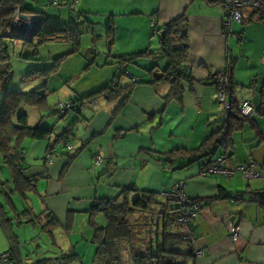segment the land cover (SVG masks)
I'll return each instance as SVG.
<instances>
[{
	"label": "crops",
	"instance_id": "obj_1",
	"mask_svg": "<svg viewBox=\"0 0 264 264\" xmlns=\"http://www.w3.org/2000/svg\"><path fill=\"white\" fill-rule=\"evenodd\" d=\"M72 4L74 15L66 16L67 20L63 19L62 12L58 16L55 12L60 9L68 11L66 6L62 7L65 4L59 7L45 4L44 7L40 3L43 15H35L41 21L44 16L47 17L54 26L64 27L73 22L72 25L79 32V46L75 52L69 53L73 45L64 41L62 43L69 46L58 48L60 51L54 57H49L50 60L67 53L66 57L80 53L83 40L78 28L80 20H83L86 33L91 34V47L87 50L90 62L84 60L83 65L88 63L86 66L91 65L89 68L96 67L98 74L87 82L88 88L85 89L87 84L73 87L68 100L85 96L115 81L118 56L144 51L147 54L136 57L132 64H126L124 69L129 76L119 77L121 87H127L137 80L129 98L122 105V97L112 102L100 99L86 106L81 114L63 117L55 114L52 115L55 118L46 121L42 114H35L34 109L28 108L36 119L33 123L28 117L29 126H35L41 120L43 125L51 128V140L70 129L73 146L67 155H60L50 166L44 167L47 142L30 138L21 142V148L25 151L26 176H37L33 189L40 203L39 211L32 210L33 215H27L28 222L34 228L35 223L40 225L41 231L47 232L52 240L56 234L65 233L64 247L69 253L65 256L74 254L70 259L74 261L73 264H85L78 243L95 245V228L106 224L102 215L94 216L93 222H90L88 211L94 201L106 199L122 203L121 191L128 189L132 190L127 194L129 201H133L138 191H144L157 194L158 202H163L167 199L163 194L179 183L183 185L188 199H198L202 204L198 215L190 221V226L195 238L191 247L202 250L203 255L197 257L192 254L186 259H179L178 263L264 264V200L262 204L251 200L253 193L264 195L263 180H244L243 175L238 173L231 178L222 174L199 176L201 165L224 154L228 157L226 168H235L250 161L261 167L264 163V119L255 118L259 136L247 124L240 132L234 133L233 148L228 152L216 149L211 155L202 157L173 155L199 147L225 121L212 80L225 70L228 63H232V78L236 83L234 99L237 102L248 100L255 109L259 106L263 98L261 93L264 94V24L259 16L251 8H244L242 23L231 21L226 28L225 7L211 0H120L116 6L105 7V13L100 11L102 7L99 5L77 8V2ZM76 12L81 16L77 17ZM179 16H184L187 24L188 52L182 69L187 78L181 79V98L166 102L164 97L170 85L164 80L154 81V78L166 68L167 61L161 54L159 38L152 37L148 30L150 32L152 20L162 27ZM97 17H102L103 21ZM135 17L144 20L139 36H133L137 32L132 27ZM128 34L130 36L127 37ZM109 35H112L111 42ZM55 75L59 76L58 83L49 78L48 92L53 87L52 91L56 90L55 87L65 89L73 79L72 76L63 78L59 68ZM2 94L0 85V103ZM26 109L23 111L27 112ZM53 121L56 122L53 124ZM85 143L87 145L83 146ZM77 149L80 151L69 163L66 172L61 174L68 162V155ZM98 150L102 153L103 161L93 166L92 156ZM3 163L9 173L8 165ZM44 169L46 176L40 177L38 174ZM105 174H109L108 180L105 177L102 179ZM259 176L264 178V173H259ZM244 191L247 192L246 196L239 202L219 197L223 192L229 195ZM158 212L156 208L154 214L135 212L129 216L130 223L139 225L136 226L138 236L146 239L163 230V221L158 218ZM78 218L83 220L80 225L87 230L78 232L77 240L72 242L68 237L75 235L74 225ZM138 220L142 223H137ZM236 224L239 225V235L232 242L230 230ZM146 232L149 233L148 237ZM57 256L50 257L49 262L57 260Z\"/></svg>",
	"mask_w": 264,
	"mask_h": 264
},
{
	"label": "trees",
	"instance_id": "obj_2",
	"mask_svg": "<svg viewBox=\"0 0 264 264\" xmlns=\"http://www.w3.org/2000/svg\"><path fill=\"white\" fill-rule=\"evenodd\" d=\"M211 1L220 2L222 4L221 0ZM60 4L61 3L58 0H51V2H48L46 5L59 7L61 6ZM65 5L68 9H73L72 3L69 2ZM17 9L25 14L43 15L41 11H33L24 7V0H0V67L2 66L0 68V85L3 90L2 101L0 103V155H2V160L8 165L10 174L9 181H6L5 183L0 182V186L6 188V191L2 190L0 193L6 197L8 203H11L9 198L10 195L15 193H18V195L24 198L26 190H33L37 180V176H26L24 150L21 148V142L24 139H44L47 142L45 154L48 151H52L54 154V157L52 158L53 160L57 158L61 149L62 152L63 150L68 151L65 145L71 144L72 136H70V129H66L58 137L51 140V128L43 125L41 120L35 126H29L27 123L28 114L24 112L22 108L28 107L31 109L35 108L37 110H42L48 107L46 102L48 92L46 84L48 78L57 72L64 58L69 53L75 52L77 50L76 47L79 46V32L72 25L73 22L64 27L54 26L49 23L48 18L45 16L44 19L40 21V25L31 40H21L20 36L7 34V32H5L6 38L19 39L22 41L23 47L32 49L33 56L38 54V47L47 42L69 41L73 45V48L69 53L52 58V65L49 64L48 67L33 68L27 71L24 76L25 78H41L43 80L37 88L28 92L8 90L6 85L11 79V71L8 63L9 54L8 47L4 43L5 38H2L1 35L4 33L3 30L6 31L10 28L12 18ZM254 11L264 24V16L258 11ZM152 22H154V25ZM152 22L150 30L151 36L159 38L161 54L167 61L166 68L162 70L159 76L154 78V81L164 80L169 83L170 89L164 97L166 102L178 100L181 98V93L183 91L181 79L187 78L182 70L188 52L186 20L184 16H179L162 27L157 25L155 20H152ZM241 23L242 20L239 24ZM161 31H164L162 37L160 36ZM108 38L111 42L112 35H109ZM145 54H147L146 51L138 54H124L118 56V73L115 81H112L104 87L85 96L75 97L72 100L66 101L70 104V110L68 111H61L58 105V111L56 114L62 117L67 114H81L86 106H89L90 103L100 99H103L106 102H112L122 97V105L129 98L132 86L137 80H133L132 84L127 87H121L118 82L119 77L127 76L126 73L128 72L124 69L126 64H132L136 57ZM24 58L29 59L28 57ZM232 69V63H228L225 70L222 72L223 77L225 78V102L229 105L228 109L225 107V102H220L218 100L217 93V101L221 105L225 115V121L222 126L203 140L199 147L187 151L176 152L177 154L173 155L179 156L187 154L192 157H202L211 155L216 149L228 152L233 148V134L240 132L246 124L254 130L257 136L260 135V131L255 123V118L260 117L264 119V94L260 92L263 98L256 109L250 101L245 100L248 101L255 110L252 117H244L241 115L237 108V104L243 100L237 102L234 99L236 83L232 78ZM218 75L219 74L216 76ZM212 81L216 85V91L218 92V82L214 78ZM86 145L87 143L83 146ZM79 151L80 149H77L73 151L70 156L68 155V162L63 166L61 174L66 172L69 163H71ZM45 154L43 157V164L44 167H47L49 164L45 161ZM216 157H223L225 165L227 164V155L224 154ZM246 164L248 163H241L237 166ZM237 166H235V168ZM261 167L264 168V163ZM235 168L230 167V169ZM38 175L40 177L46 176V169ZM257 176H259V172H257ZM130 191L132 190L123 189L121 191L120 196L123 198L122 203L102 199L94 201L89 209L88 213L91 223L93 222V217L98 213H102L106 219V224L97 226L94 231L93 239L96 245V251L93 256L92 264H122V261L124 260L126 262L127 259L132 264H179L177 262L179 259L191 257L193 254V248L190 243H187L182 239L183 232L182 227L178 222V208L176 201L167 198L163 202H158L157 194L144 191H136L137 196L133 201H129L127 194ZM236 193H241L239 200L241 201L244 199L247 192H235L229 195L223 192L219 197L224 196L232 199ZM209 200L211 201L212 199H208L207 201ZM251 200L261 203V201L264 200V195L253 193ZM192 201L201 203L198 199ZM156 208L159 210L157 213L158 218H161L163 221V230L155 236L153 235V237L151 236L146 239L144 236H138L136 226L128 220L129 216L135 214V212H153L154 214ZM22 214L33 215L32 209L29 208L28 210H23ZM9 220L10 218L6 216L5 211L2 210V206L0 205V224L9 240V249L6 251L14 253L17 264H23L19 257L18 241L16 240V237L8 231L7 223ZM171 227H175V229L173 230ZM148 234L149 233L146 232V236ZM183 247L186 248L185 251H182V249H184ZM73 255H68V259L71 256L73 257ZM33 264H49V260L40 259Z\"/></svg>",
	"mask_w": 264,
	"mask_h": 264
},
{
	"label": "rangeland",
	"instance_id": "obj_3",
	"mask_svg": "<svg viewBox=\"0 0 264 264\" xmlns=\"http://www.w3.org/2000/svg\"><path fill=\"white\" fill-rule=\"evenodd\" d=\"M65 0H60V5L66 4L64 3ZM67 3H74L77 2V8L78 7H85L84 5L90 7H95L99 5L102 7L100 10L101 12L105 13L108 5L116 6L120 0H67ZM48 2H51V0H26L25 1V7H28V9L33 10V11H42L40 7V3L45 7V4ZM66 5H62V7H65ZM55 11L56 15L58 16L59 12L63 13V19L69 18L70 14L72 13V10L68 9V11ZM74 11V10H73ZM65 14V15H64ZM72 15H74L72 13ZM75 15H78L77 17H80L81 15L76 12ZM92 17L93 15L90 14ZM95 17V16H94ZM97 19L102 20V17H97ZM119 22H121L119 17H116ZM78 24L79 31L82 34L83 40H82V49L80 53L77 54H70L69 57H65L64 60L61 62L59 69H60V75L63 78H68L69 76H72L73 79L69 82V84L65 87V89H57L52 91L54 89L51 88L52 90H49L47 92L46 96V102L48 104V107L46 109L42 110H37L34 108L33 112L35 114H42L44 117V120H50V118H55L52 115H55L58 111V105L63 104L68 100V95L69 93L71 94V89L73 87H82L87 84L88 81L94 76H97V68L96 67H91V65L86 66L90 62L89 59H87V50L91 47V34L86 33L85 26L83 24V20H80ZM103 21V20H102ZM143 19H140L138 17H135L132 19L133 25L132 27H135L137 29L136 34L133 36H139L143 28L141 30V25H143L141 22H143ZM154 21V20H153ZM101 22V21H100ZM51 23H53V20H51ZM102 23V22H101ZM150 29V28H149ZM151 31L148 34H150ZM4 35L2 36L4 39L5 45L8 47V54H9V66H10V71H11V79L8 81L6 87L8 90L11 91H18V92H28L34 88H37L41 83L42 80L41 78H25V74L27 71L33 68H42V67H48L49 64L52 65L53 59L50 60L49 57H54L58 51H60L58 48H63V46H69L68 43L63 44L62 42L59 41H51L44 43L40 45L37 49L38 54L36 56H33V50L32 49H27L23 47L22 44V39H11V38H6V33H3ZM151 35V34H150ZM16 36V35H15ZM130 36V34L127 35V37ZM119 46V41L116 42V47ZM63 53V52H62ZM24 57H28L29 59H25ZM34 58V59H33ZM86 60L88 63L83 65V61ZM60 76V78H61ZM50 81H53L54 83H58V75H51ZM48 78V79H49ZM48 81V80H47ZM56 85V84H55ZM47 89L48 85L46 84ZM89 85L87 84L85 86V89L88 88ZM49 93V94H48ZM96 102V101H95ZM26 108H22L24 110ZM20 110V111H22ZM30 109H26V113L28 114L29 121H34L35 116L32 115ZM23 112V111H22ZM56 121H53L52 123L54 124ZM32 124V122H31ZM26 140V139H24ZM73 142V141H72ZM62 150V149H61ZM60 150L59 154L57 155L58 157H61L60 155H67L68 151L63 150V152ZM25 153V151H24ZM63 153V154H61ZM25 156V154H24ZM55 160V159H54ZM53 160V161H54ZM93 161V159H92ZM51 164L47 165L50 166ZM255 169L259 173H264V169L261 168L258 165H255ZM235 173L241 174L240 171H236ZM105 177V180L109 179V174H105L102 179ZM226 177V176H224ZM226 177V178H231ZM263 176H256L252 177L250 179H247L246 177L243 176L244 180H263ZM6 181H9V173L7 172V167L3 163L2 160V155H0V182L5 183ZM6 188H2L0 186V192L2 190H5ZM10 200L11 203H8V200L4 195L0 193V205L2 206V210L5 211V214L10 220L8 221V231L12 235L16 237V240L18 241V249H19V255L21 257L22 263L23 264H33L36 261L40 259H49L54 258L56 255L57 260H53L52 262H49L50 264H73L74 261H70L72 258L65 256L67 253V247H64V238H67L65 233H58L55 235V238L52 240L50 235L47 232H42L40 225H37L35 223V228L33 227L31 222H28V216L23 215V210H28L29 208H32L33 211H39L40 210V203H39V198L38 195L35 193L34 189L33 190H26L25 197L23 198L22 196L18 195V193H15L13 195H10ZM22 212V213H21ZM98 216L102 215V213H98ZM101 216V217H102ZM80 218L75 220V225H74V231L75 235H69V239L72 240V242H75L77 240V234L78 232H85L87 229L86 227L80 225L81 222ZM99 221H102L101 218H99ZM142 223V221H137V223ZM138 226L139 225H135ZM57 243V244H56ZM185 246V245H184ZM78 247L80 251H82V256L85 258V264H92V257L95 252V245H92L90 243H83L79 242ZM89 248V250H88ZM185 249V247H183ZM7 249H9V240L0 224V253L5 252ZM63 253V254H62ZM70 261V262H69ZM76 263V262H75ZM189 262H187L188 264ZM122 264H132L128 259L126 262L123 260ZM179 264H184L183 262Z\"/></svg>",
	"mask_w": 264,
	"mask_h": 264
},
{
	"label": "built area",
	"instance_id": "obj_4",
	"mask_svg": "<svg viewBox=\"0 0 264 264\" xmlns=\"http://www.w3.org/2000/svg\"><path fill=\"white\" fill-rule=\"evenodd\" d=\"M223 6L226 9V28L229 27V24L232 20L240 23L242 20V9L251 8L253 10L258 11L264 16V0H221ZM21 13L19 9L14 13L13 20L11 22L10 28L5 32L7 34H13L18 36L29 37L31 32L34 30H30L29 25L33 22L34 16L32 14H25L27 20H23L20 18ZM154 25V22H152ZM159 29V28H158ZM129 76L128 73H126ZM214 79L218 82V100L220 102H225V78L223 74H219L215 76ZM226 109L229 108L227 102H225ZM59 108L61 111L70 110V104L65 102L63 104H59ZM237 108L239 113L244 117H252L255 113L253 106L248 101H240L237 104ZM68 151L73 150V146L71 144L65 145ZM54 154L52 151H48L45 154V161L47 164L52 163V158ZM93 166H98L102 163V153L98 150L93 156ZM236 171H240L244 177L250 179L252 177L257 176V171L255 170V164L250 162L246 165H239L235 169L226 168L225 160L223 157H215L209 161H206L199 170V176H207V175H215L222 174L227 177L234 175ZM182 184H174L169 191L165 192L163 195L166 198L173 199L177 203L178 208V222L182 227L183 232V241L190 243L191 246H194L195 238L193 231L190 226V221L193 220L199 213L202 208V204L199 202L192 201L186 197L184 194ZM241 193H236L232 200L239 202ZM239 235V225L236 224L230 230V240L235 242ZM193 255L199 257L203 255V251L193 247ZM0 264H17L16 259L14 257V253L11 251H5L0 254Z\"/></svg>",
	"mask_w": 264,
	"mask_h": 264
},
{
	"label": "water",
	"instance_id": "obj_5",
	"mask_svg": "<svg viewBox=\"0 0 264 264\" xmlns=\"http://www.w3.org/2000/svg\"><path fill=\"white\" fill-rule=\"evenodd\" d=\"M20 18L23 20H27L26 15L25 14H20ZM40 17L39 16H34L33 22L29 25L30 30H34L33 32H31L29 37H23L20 36L21 39H29L31 40L32 37L34 36L35 31L37 30L38 26L40 25ZM164 35V31H161L160 36L162 37Z\"/></svg>",
	"mask_w": 264,
	"mask_h": 264
}]
</instances>
